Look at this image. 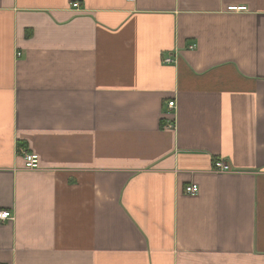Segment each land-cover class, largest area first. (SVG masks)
<instances>
[{"label":"crops","instance_id":"1","mask_svg":"<svg viewBox=\"0 0 264 264\" xmlns=\"http://www.w3.org/2000/svg\"><path fill=\"white\" fill-rule=\"evenodd\" d=\"M0 210V264H264V0H0Z\"/></svg>","mask_w":264,"mask_h":264},{"label":"built area","instance_id":"2","mask_svg":"<svg viewBox=\"0 0 264 264\" xmlns=\"http://www.w3.org/2000/svg\"><path fill=\"white\" fill-rule=\"evenodd\" d=\"M71 6L74 8L79 7V3L77 1H73L71 3ZM243 10L245 7H236V6H231L229 7V10ZM190 49L195 48L194 45H189L188 46ZM19 55V53H17ZM165 63H173L174 59L171 56H168L164 58ZM168 109H173L175 107V102L174 100H171L167 103ZM168 126H172V123L169 124ZM23 159H24V164L27 169H39L40 168V158L37 153L34 152H26L23 151ZM213 170L215 172H228L230 171V166L227 162H225L222 159H217L214 164H213ZM198 186L197 184H190L185 187V192L188 194H196L198 192ZM13 219V214L9 210H0V225L4 224L5 222L11 221Z\"/></svg>","mask_w":264,"mask_h":264}]
</instances>
